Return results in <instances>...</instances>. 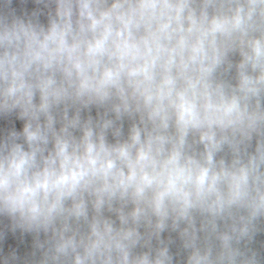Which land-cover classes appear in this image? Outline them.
I'll return each instance as SVG.
<instances>
[{"label": "clouds", "instance_id": "clouds-1", "mask_svg": "<svg viewBox=\"0 0 264 264\" xmlns=\"http://www.w3.org/2000/svg\"><path fill=\"white\" fill-rule=\"evenodd\" d=\"M0 264H264V0H0Z\"/></svg>", "mask_w": 264, "mask_h": 264}]
</instances>
